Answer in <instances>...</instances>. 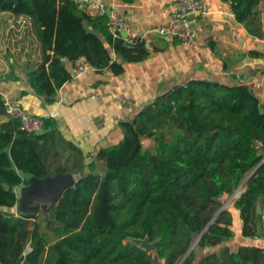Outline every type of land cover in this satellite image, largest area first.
Returning <instances> with one entry per match:
<instances>
[{"label":"trees","instance_id":"16d2710c","mask_svg":"<svg viewBox=\"0 0 264 264\" xmlns=\"http://www.w3.org/2000/svg\"><path fill=\"white\" fill-rule=\"evenodd\" d=\"M225 1L251 35L263 34L264 0ZM1 12L31 18L43 59L27 79L49 103L71 79L69 62L81 56L96 70L119 73L125 62L149 54L143 39L130 43L114 37L107 14L92 15L72 0H0ZM120 125L124 135L117 143L86 157L76 150L73 169H52L47 141L56 131L54 117H45V128L53 129L43 136L21 129L12 117L2 123L1 208L16 205V189L29 184L19 170L39 178L76 172L79 178L45 217L44 229L36 213L0 212L1 264H152V253L131 241L147 235L159 239L164 264H179L219 210L221 198L231 195L263 158L264 100L247 84L190 79ZM143 139L155 150L145 148ZM232 211L239 213L244 237L258 235L264 223V162L200 237V248L214 250L199 260L191 250L182 264H264L263 248L228 246L235 236Z\"/></svg>","mask_w":264,"mask_h":264},{"label":"crops","instance_id":"0c3cea01","mask_svg":"<svg viewBox=\"0 0 264 264\" xmlns=\"http://www.w3.org/2000/svg\"><path fill=\"white\" fill-rule=\"evenodd\" d=\"M102 1L128 22L131 31L146 34L167 21L174 0ZM205 1L209 12L195 17L198 40L194 46L181 45L170 37H153L144 59L125 62L119 73L111 68L90 69L71 78L59 88L53 103L38 96L27 79L28 71L43 59L31 18L0 13V93L33 115L54 117L56 131L47 141L52 169L58 165L73 169L76 150L86 157L117 143L124 135L121 122L131 121L144 105L190 79L247 84L264 100V15L263 34L254 36L236 21L230 2ZM88 12L94 15L92 8ZM26 27L31 31L29 37L24 35ZM8 119L6 113H0V129ZM91 159L87 156L86 162ZM100 162L97 172L102 174ZM241 188L245 191V185ZM232 214L235 236L228 242L230 249L236 250L242 244L264 249V223L258 235L244 237L239 213ZM212 250L201 248L197 260Z\"/></svg>","mask_w":264,"mask_h":264},{"label":"built area","instance_id":"2783aa9c","mask_svg":"<svg viewBox=\"0 0 264 264\" xmlns=\"http://www.w3.org/2000/svg\"><path fill=\"white\" fill-rule=\"evenodd\" d=\"M78 8L88 12L94 10V15L107 14L109 17L110 31L114 37L122 36L127 42H133L140 37L148 47L152 46L153 37H170L176 39L181 45L194 46L198 40L196 27L197 16L208 14V5L205 0H174L173 9L166 22L154 26L149 33L137 34L130 30L128 22L119 16L114 9L108 7L102 0H72ZM230 2V1H228ZM231 3V2H230ZM89 13V12H88ZM126 33V36L122 34ZM95 69L84 56L72 62L71 78L75 79L88 70ZM6 115L20 122V128L35 133L39 129H45V116L33 115L11 100H5ZM242 189V188H240ZM30 249V248H29Z\"/></svg>","mask_w":264,"mask_h":264},{"label":"water","instance_id":"95a60500","mask_svg":"<svg viewBox=\"0 0 264 264\" xmlns=\"http://www.w3.org/2000/svg\"><path fill=\"white\" fill-rule=\"evenodd\" d=\"M126 36V33L122 34ZM53 128H45L39 129L35 131V134L38 136H43L49 133ZM264 162V157L260 161V163L251 171V175L255 173L261 163ZM19 174L26 179L29 184L21 185L16 189V193L18 195V203L12 207L4 206L0 207L1 211H6L12 214H17L18 212L23 214L36 213L37 210L42 207L43 210H50L52 212L53 207L57 206L63 197L64 193L69 188L76 187V183L78 179H75V175L73 173L67 172L62 173L59 172L56 175H48L44 178H39L31 173H26L24 171L19 170ZM248 179L241 183L240 187H238L230 196V200L238 199L242 193L243 189H240L245 185ZM222 207L220 211L223 209ZM261 205L258 206V211H261ZM216 216H214L205 229L199 234L196 240L192 243L187 253L181 260L180 264H182L185 257L191 252L194 247V244L198 241V239L202 236V234L206 231L208 226L213 222ZM132 243L139 246L140 248L152 253V264H164L165 259L161 258L160 254L157 251L158 240L151 241L150 237L147 235L144 238H132ZM264 259V253H263ZM1 264V262H0Z\"/></svg>","mask_w":264,"mask_h":264},{"label":"rangeland","instance_id":"374dc122","mask_svg":"<svg viewBox=\"0 0 264 264\" xmlns=\"http://www.w3.org/2000/svg\"><path fill=\"white\" fill-rule=\"evenodd\" d=\"M12 29H14V27H12ZM24 30H26V32H25L24 35H25L26 37H27V36L29 37L30 32H31V31H29L30 29H28V28L26 27V28H24ZM143 144H144V147H145V148H147V149H151V150H155V146H154L152 143H149V139H143ZM262 154H263V157H264V152H262ZM63 164L69 166L67 163H63ZM68 168H69V167H68ZM99 168H100V171H101V172L104 170V166H103V164H101V162H100V164H99ZM251 177H252L251 172H249V173L246 175V177L243 179V182H244L246 179H250ZM78 178H79V176L77 175V178H76V175H75V179H78ZM230 196H231V195H225V196H223V197L221 198V203H222V205L220 206L219 210L214 214L216 217L219 216V214L221 213V211H223V210H227V209L230 208V203H231V201H232V200L229 201ZM222 207H224V208L220 211V209H221ZM18 213H20V212H18ZM49 215H50V210H49V209H48V210H43L42 207H40V208L37 210V212H36V219H37V221L42 225L43 229H44V226H45V224H46V222H45L44 219H45V217H48ZM199 234H200V233H199ZM199 234H196V235H195L193 242L196 240V238L199 236ZM199 240H200V238H199L198 241L194 244V247H193V249H192V250L196 251V254L199 253V252L201 251V248L199 247V244H198ZM127 241H128V240H127ZM193 242H192V243H193ZM208 250H209V249H208ZM205 252L207 253V251H205ZM200 253H201V252H200ZM200 253H199V254H200ZM180 262H181V261H180ZM180 262H179V264H180Z\"/></svg>","mask_w":264,"mask_h":264}]
</instances>
